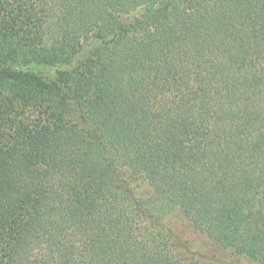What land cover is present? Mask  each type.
I'll list each match as a JSON object with an SVG mask.
<instances>
[{"label":"trees","instance_id":"trees-1","mask_svg":"<svg viewBox=\"0 0 264 264\" xmlns=\"http://www.w3.org/2000/svg\"><path fill=\"white\" fill-rule=\"evenodd\" d=\"M172 215L264 264V0H0V264H215Z\"/></svg>","mask_w":264,"mask_h":264},{"label":"rangeland","instance_id":"rangeland-1","mask_svg":"<svg viewBox=\"0 0 264 264\" xmlns=\"http://www.w3.org/2000/svg\"><path fill=\"white\" fill-rule=\"evenodd\" d=\"M131 187H133L135 194L138 196L143 195L147 190V185L141 182H133L131 183ZM168 221L173 225L175 232L178 233L179 236L191 242V247L194 252L208 255L209 257L214 256L215 264H240L237 259L233 257L231 252L227 250L217 251L206 236L191 230L187 226L186 221H183L182 218L172 215ZM215 256L217 257L215 258ZM241 264L244 263L241 262Z\"/></svg>","mask_w":264,"mask_h":264}]
</instances>
